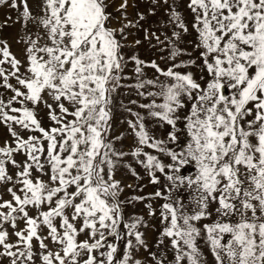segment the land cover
I'll return each instance as SVG.
<instances>
[{"label": "snow or ice", "instance_id": "1", "mask_svg": "<svg viewBox=\"0 0 264 264\" xmlns=\"http://www.w3.org/2000/svg\"><path fill=\"white\" fill-rule=\"evenodd\" d=\"M0 8L16 13L0 29L19 25L18 53L0 38V264H207L201 240L215 264H264V0ZM132 29L163 67L130 54ZM133 165L153 193L126 194L145 187L125 183L144 179ZM145 201L155 251L127 211Z\"/></svg>", "mask_w": 264, "mask_h": 264}, {"label": "rangeland", "instance_id": "2", "mask_svg": "<svg viewBox=\"0 0 264 264\" xmlns=\"http://www.w3.org/2000/svg\"><path fill=\"white\" fill-rule=\"evenodd\" d=\"M30 2L35 3V0H30ZM133 2H134V0H129L130 5ZM120 3H121V0H115L116 7H118ZM176 3L178 6H181L183 4V0H176ZM146 10H147V5L146 4H140V11L146 12ZM110 11H114V9H110ZM135 11L136 10L131 6L127 9V12L129 14V18L135 17ZM115 14L117 16H119V13H115ZM184 14L186 16H188V19H191L190 15L187 13V11H185ZM15 15H16V13L14 10H11L8 8H0V23H2L8 16H12L13 18H15ZM162 15H163L162 12H158L157 15L154 17L149 16L146 21H142V23L144 24V27H146V28L151 27L152 30H155L156 29V23L159 21V19ZM18 30H19V25H10L8 27H5L4 29H0V38L8 39L13 44V50L17 51V53H18V46L15 45V37L17 35ZM131 31L134 32L135 35L130 36L129 41L134 42V40L138 38L141 40V44L138 46H135L134 52L130 53V54H138L139 57L145 61L156 60L163 67L164 66L163 61L160 58L162 56H165L166 52H163L160 50L161 46L157 45L156 47H153V45H156V41L154 39L151 41L145 40L143 31L136 32L135 29H132ZM161 39H163V36H161ZM191 39H192L191 36L185 37L186 41H190ZM182 46L188 47L187 44H184ZM189 51H192V49L190 47H189ZM195 55H196V53L193 52V56H195ZM184 59H186V57H184ZM147 71L150 72V70H147ZM131 98L136 99L137 97H135V95H133ZM127 99H128L127 97L124 98L125 103H127ZM151 127H153V129L157 135L162 134L164 131V129H159L155 125H151ZM3 135H5V130L0 128V136H3ZM125 143L131 144L132 143L131 138L126 140ZM133 166L136 167L137 171L142 176H144V179L141 181H136L135 177H133L129 174L125 180V183L132 184V185L140 183V184L145 185V187L143 188V191L137 190L135 192H133L131 189H126L125 190L126 194H128V195H147L149 193H153L158 186L151 185L148 183V178L144 175V170L142 168H140L139 166H136V165H133ZM182 171H184V170H182ZM182 196L187 198V192L182 193ZM162 202L163 201H159V200L152 201L154 207H156L158 204H160ZM145 203H147V201L137 202L134 206H129L127 211L129 212V214L143 215L146 219H148L150 221L149 228L146 230V238H147V242L149 244L150 250L155 251L156 250V240L158 237V233L161 229L159 226V221L157 219L150 218L147 216V209L145 208ZM157 214H158V212H157ZM213 219H215V215L211 219L203 220L200 223L201 224L211 223ZM198 243H199V247H200L201 251L204 254V258L207 261V264H215L214 258L211 255V252H210L207 244L202 240L198 241ZM141 251L143 252V250H141ZM170 252H171L170 249L167 252H165L164 246L163 245L160 246V254L162 256L167 255L169 261H171V259H172ZM144 255H146V253H144Z\"/></svg>", "mask_w": 264, "mask_h": 264}]
</instances>
